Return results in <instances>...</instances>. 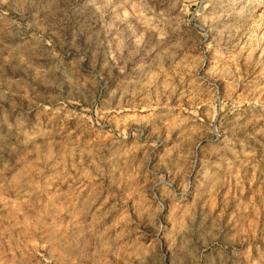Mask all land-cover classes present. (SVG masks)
Here are the masks:
<instances>
[{
    "label": "rangeland",
    "instance_id": "rangeland-1",
    "mask_svg": "<svg viewBox=\"0 0 264 264\" xmlns=\"http://www.w3.org/2000/svg\"><path fill=\"white\" fill-rule=\"evenodd\" d=\"M0 264H264V0H0Z\"/></svg>",
    "mask_w": 264,
    "mask_h": 264
}]
</instances>
